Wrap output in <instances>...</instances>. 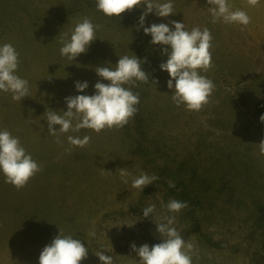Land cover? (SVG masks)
I'll return each instance as SVG.
<instances>
[{"label":"rangeland","instance_id":"rangeland-1","mask_svg":"<svg viewBox=\"0 0 264 264\" xmlns=\"http://www.w3.org/2000/svg\"><path fill=\"white\" fill-rule=\"evenodd\" d=\"M172 2L175 15L149 13L144 27L176 20L188 31L210 30L213 66L200 71L215 89L199 111L173 102L170 77L159 67L166 46L152 44L139 24L146 5L110 18L96 0H0V46L16 49L15 74L29 89L21 101L0 91V131L19 138L41 167L20 189L0 171V264H39L43 248L60 234L88 249L80 264H102L97 251L115 264H139L131 245L161 243L156 223L166 216H175L172 226L193 245L192 264H264V131L256 112L264 101V0L255 7L228 0L231 11L251 18L247 26L213 23L207 0ZM84 17L100 26L97 39L71 61L60 54L61 40ZM123 55L144 61L149 75V84L132 88L139 93L138 112L121 129L57 133L58 143L48 131L47 111L63 115L66 97L93 95L98 80L110 83L95 69L115 68ZM77 81L89 87L78 92ZM86 135L91 139L83 148L67 139ZM122 168L128 183L121 181ZM141 172L159 180L134 189L131 181ZM170 199L188 208L170 213ZM149 205L156 211L145 218Z\"/></svg>","mask_w":264,"mask_h":264},{"label":"clouds","instance_id":"clouds-1","mask_svg":"<svg viewBox=\"0 0 264 264\" xmlns=\"http://www.w3.org/2000/svg\"><path fill=\"white\" fill-rule=\"evenodd\" d=\"M255 7L259 0H248ZM212 22L223 19L226 23H236L247 26L251 18L245 11H231L228 0H207ZM146 5L144 14L139 17V24L146 35L151 36L154 45L166 46L161 49V54L167 56L166 62L159 65L162 71H166L170 77L167 80L168 89L174 94L172 100L177 107L184 105L190 111H199L209 103L215 85L213 81L201 71L209 70L212 64L213 37L208 28L201 30L193 27L186 30L185 23L169 20L168 23H153L144 27L145 18L149 13H155L158 17L167 18L175 15L176 11L172 0H96L97 10L102 11L108 17L120 18L121 14L131 11L136 7ZM171 25V27L169 26ZM99 25L84 17L77 23L70 38L64 34L60 48V54L69 60H74L81 53H86L91 42L96 40V30ZM19 54L9 43L0 46V91L13 93L14 101H21L28 96V81L16 75L19 66ZM144 61L135 55L129 57L123 55L119 58L115 68L100 66L95 69L98 77L110 83L105 84L99 80L95 83L93 95H76L65 98L67 111L63 115L49 110L46 113L48 131L51 135L57 133L79 132L81 129H91L97 134L105 129H121L129 123V120L138 112L136 107L140 103L139 93L132 91L137 87V82L149 84V75L142 70ZM158 83V81H152ZM127 85L128 87H125ZM89 84L87 81H77L75 88L83 93ZM264 122V115L260 117ZM75 121V123H73ZM59 125V130L54 128ZM68 142L72 146L80 148L90 143V137L68 136ZM260 153L264 155V141L259 143ZM0 171L6 177V182L17 189L23 188L28 181L39 171L41 167L33 160L31 154L26 153L19 138L14 137L8 130L0 131ZM126 168L119 169V176L123 183H128ZM159 180L155 174L148 175L141 172L131 181V187L142 191L144 187L154 184ZM174 188V183H169ZM168 212L178 213L188 208L187 202L170 199L166 205ZM156 211L155 205L143 208L145 218ZM152 216V215H151ZM165 222L156 223V231L162 237V242L151 247L143 244L136 247L131 245L139 257V264H192V244H186L180 233L172 225L175 216H166ZM95 236V232L90 233ZM88 249L72 236H56L52 242L45 246L39 256V264H80L87 258ZM95 255L102 264H115L112 256L105 255L104 251H97Z\"/></svg>","mask_w":264,"mask_h":264},{"label":"trees","instance_id":"trees-1","mask_svg":"<svg viewBox=\"0 0 264 264\" xmlns=\"http://www.w3.org/2000/svg\"><path fill=\"white\" fill-rule=\"evenodd\" d=\"M256 112L259 119V126L264 131V122L260 120V117L264 115V101H260L256 104Z\"/></svg>","mask_w":264,"mask_h":264}]
</instances>
